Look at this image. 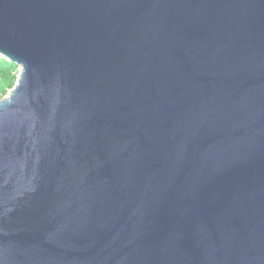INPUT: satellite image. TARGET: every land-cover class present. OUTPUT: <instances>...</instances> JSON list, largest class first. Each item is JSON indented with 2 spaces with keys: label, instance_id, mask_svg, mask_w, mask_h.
Returning a JSON list of instances; mask_svg holds the SVG:
<instances>
[{
  "label": "water",
  "instance_id": "1",
  "mask_svg": "<svg viewBox=\"0 0 264 264\" xmlns=\"http://www.w3.org/2000/svg\"><path fill=\"white\" fill-rule=\"evenodd\" d=\"M0 264H264V0H0Z\"/></svg>",
  "mask_w": 264,
  "mask_h": 264
},
{
  "label": "trees",
  "instance_id": "2",
  "mask_svg": "<svg viewBox=\"0 0 264 264\" xmlns=\"http://www.w3.org/2000/svg\"><path fill=\"white\" fill-rule=\"evenodd\" d=\"M18 67L0 55V99L6 96L17 80Z\"/></svg>",
  "mask_w": 264,
  "mask_h": 264
},
{
  "label": "rangeland",
  "instance_id": "3",
  "mask_svg": "<svg viewBox=\"0 0 264 264\" xmlns=\"http://www.w3.org/2000/svg\"><path fill=\"white\" fill-rule=\"evenodd\" d=\"M17 71H18V73H19V68H18V70H17Z\"/></svg>",
  "mask_w": 264,
  "mask_h": 264
}]
</instances>
